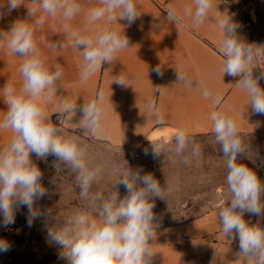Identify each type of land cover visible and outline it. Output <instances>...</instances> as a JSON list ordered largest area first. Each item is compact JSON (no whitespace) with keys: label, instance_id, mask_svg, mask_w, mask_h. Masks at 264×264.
<instances>
[{"label":"clouds","instance_id":"1","mask_svg":"<svg viewBox=\"0 0 264 264\" xmlns=\"http://www.w3.org/2000/svg\"><path fill=\"white\" fill-rule=\"evenodd\" d=\"M28 7V16L36 17L32 24L17 21L6 32H0V47H6L10 54L22 58L19 68L21 85L19 89L7 83L0 89V98L7 110L0 117V130H10L8 144L0 149V226L8 227L15 222L20 207L28 210L27 223L41 215L35 207L37 201L47 195L41 183L43 175L33 162L34 154L46 160L51 155L54 163L66 165L74 172L79 195L85 201L78 210L62 224L57 222L48 228L47 235L61 249L60 258L68 264H152L155 252L152 241L156 236L157 217L153 198L165 199V191L151 174L141 175L140 171L117 168V184L123 185L126 195L119 198L117 191L93 190L103 168L92 165L86 148L77 138L66 135L63 128L54 125L42 105L52 103L62 68L57 65L50 69L42 56L35 38L37 27H42L47 18L62 23L70 46L78 49L83 57L80 71L81 82H87L105 63L112 64L117 54L129 48L128 37L110 27H101L113 21L125 20L130 26L140 17L136 0H96L88 8L84 29L73 28L70 22L77 17L82 6L78 0H33ZM23 0H6L0 5V14H10L18 9ZM38 4L39 8L35 5ZM213 0H192L182 9L169 5L166 9L168 21L187 27L203 25L213 14ZM40 11L37 17L36 13ZM223 30L219 53L224 57L223 74L239 77L237 85L246 92L255 114L264 115V89L259 81L264 72L254 75V65L264 59V46L248 44L237 35L238 24L227 17L218 21ZM63 47V44H54ZM162 76L161 66L152 69ZM178 81L189 83L188 74L177 69ZM128 78L122 74L113 81L118 86L128 87ZM163 95V92H158ZM204 99H213L219 106L221 95L208 86L202 90ZM149 112L155 110L156 100L149 98L145 104ZM81 113L79 124L84 133L96 137L103 133L105 116V91L99 89L96 97L77 106V103L61 98L58 105L59 123L72 120ZM215 143L221 146L226 158V184L230 199L218 211L219 223L226 237L238 240L240 254L246 264H264V228L245 220V214L264 216V183L255 171L238 162L246 157L247 148L238 132L235 118L219 108L210 114ZM156 122L165 126L162 113H157ZM150 141V140H149ZM151 142V154L158 157L162 150L179 157L185 164L198 157L201 146L188 134L184 126L177 128L167 144ZM145 155L149 149H144ZM10 249L8 241L0 239V252Z\"/></svg>","mask_w":264,"mask_h":264},{"label":"crops","instance_id":"2","mask_svg":"<svg viewBox=\"0 0 264 264\" xmlns=\"http://www.w3.org/2000/svg\"><path fill=\"white\" fill-rule=\"evenodd\" d=\"M18 9L10 14H0V32L10 30L17 21L32 24L36 17L28 16V7L33 0H23ZM81 13L70 25L73 28L88 27L85 16L96 0H78ZM192 0H136L140 17L132 25L119 20L99 22L101 27H110L129 39V48L117 54L112 64L105 63L87 82H81L80 71L83 57L80 51L70 46L62 23L50 17L42 27H37L35 38L42 56L50 69L57 65L63 75L57 84V93L52 103L42 101L46 115L52 123H59L58 105L61 98L69 99L77 106L96 97L97 91H105V116L103 133L96 137L84 133L78 111L72 120H63L65 128L78 131L86 137L111 147H137L146 143L165 141L172 138L180 126H184L190 137L213 135L210 114L223 110L233 116L239 134L252 135L264 142V115L255 114L249 98L237 85L239 77L223 74L224 57L219 53L223 30L218 21L229 17L239 25L237 35L246 43L253 44L250 30L234 5V0H213V14L200 26L186 20L187 27L166 19V9L174 5L182 9ZM6 5V0H0ZM39 8V5H35ZM37 11L36 16L40 15ZM63 44V47H54ZM22 58L10 54L6 47H0V89L7 83L19 89V72ZM161 66L163 75H157L153 68ZM254 75L264 72V62L254 65ZM177 69L188 74L189 83L177 79ZM122 74L128 78V87L118 86L113 81ZM208 86L221 95L219 106L213 99H204L202 90ZM264 89V79L259 81ZM158 92H163L159 95ZM149 98L156 100L155 110L149 112L145 104ZM7 105L0 98V117ZM157 113L165 117V126L156 122ZM12 132L0 130V149L5 147ZM150 140V141H149ZM31 159L34 161L33 155ZM264 183V173L259 178ZM226 203L207 213L176 224L158 227L152 241L155 252L152 264H246L240 254L238 240L226 237L219 223L218 211ZM245 220L264 228V216L245 214ZM2 221V217H0ZM8 227L0 226L1 235ZM61 250L50 264H68L60 258Z\"/></svg>","mask_w":264,"mask_h":264},{"label":"rangeland","instance_id":"3","mask_svg":"<svg viewBox=\"0 0 264 264\" xmlns=\"http://www.w3.org/2000/svg\"><path fill=\"white\" fill-rule=\"evenodd\" d=\"M234 5L250 30L254 45L264 46V0H234ZM53 124L63 128L66 135L75 136L86 148L90 163L103 168L93 190L117 191L119 198H123L127 193L123 185H116L118 176L114 170L117 168L129 167L140 171L141 175L151 174L159 181L165 199L153 198L156 228L193 219L230 199L226 158L221 146L215 143L214 134L191 137L200 144L201 153L185 164L179 157L163 150L158 157H153L151 142L137 147H111L60 123ZM239 135L247 155L238 156V162L247 165L260 178L264 173V142L252 135ZM145 148L149 149L147 155ZM33 158L43 175L41 183L47 189V195L35 204L41 215L29 226L27 208L17 209L14 224L1 235V239L9 242L10 249L0 252V264H50L61 249L48 237V228L57 222L62 224L85 206L74 172L66 165L57 166L54 156L41 160L33 154Z\"/></svg>","mask_w":264,"mask_h":264}]
</instances>
